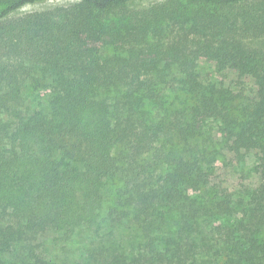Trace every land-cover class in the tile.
Wrapping results in <instances>:
<instances>
[{"label":"trees","instance_id":"16d2710c","mask_svg":"<svg viewBox=\"0 0 264 264\" xmlns=\"http://www.w3.org/2000/svg\"><path fill=\"white\" fill-rule=\"evenodd\" d=\"M46 1L0 0V264H264V0Z\"/></svg>","mask_w":264,"mask_h":264},{"label":"rangeland","instance_id":"374dc122","mask_svg":"<svg viewBox=\"0 0 264 264\" xmlns=\"http://www.w3.org/2000/svg\"><path fill=\"white\" fill-rule=\"evenodd\" d=\"M71 1L72 0H49L43 3L25 5L21 7L16 12V14H13V16H21V15H24L30 12H37V11L46 10V9H49L55 6H59V5H66ZM162 1L164 0H142L138 2L137 4H135L133 8L146 7L150 4H155V3L162 2ZM253 44L264 47V39H258L255 42H253ZM202 62L199 63V72H201V74L203 75L210 74L215 78H219L225 81L226 83H234L238 81L237 72L233 70H227L222 74L221 73L217 74V73H214V66L212 64H208L205 62L202 63ZM244 85L246 87L247 92L254 94L255 87L252 81H250L249 79H246L244 82ZM216 170L217 171L215 172L213 181L216 183L223 184L232 192L238 191V189H240L243 184H253L254 185L259 180L258 175L253 174V173H248L246 172V168L242 169L241 167L235 165L234 163H228L226 165L220 164L218 165V168ZM42 239L48 242L46 244L50 246V249L49 251H46L45 253L42 252L43 251L42 249L41 253L43 255L50 256L54 251V243L56 241V237L55 235L51 233H46L45 237L44 238L42 237ZM51 243L53 244V249L51 248ZM80 247H82V245L80 244V241L79 242L78 241L74 242V240L70 241L63 247L62 249L64 251L63 255H67L68 258L70 257L72 261L75 262L82 255Z\"/></svg>","mask_w":264,"mask_h":264}]
</instances>
